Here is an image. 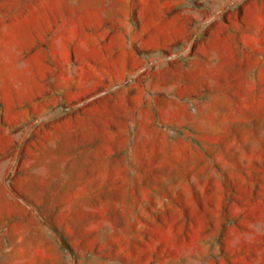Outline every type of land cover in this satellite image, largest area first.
Here are the masks:
<instances>
[{
	"label": "rangeland",
	"instance_id": "rangeland-1",
	"mask_svg": "<svg viewBox=\"0 0 264 264\" xmlns=\"http://www.w3.org/2000/svg\"><path fill=\"white\" fill-rule=\"evenodd\" d=\"M0 264H264V0H0Z\"/></svg>",
	"mask_w": 264,
	"mask_h": 264
}]
</instances>
